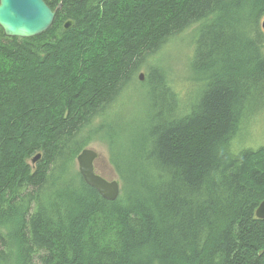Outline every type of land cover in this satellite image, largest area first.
<instances>
[{
    "label": "trees",
    "instance_id": "1",
    "mask_svg": "<svg viewBox=\"0 0 264 264\" xmlns=\"http://www.w3.org/2000/svg\"><path fill=\"white\" fill-rule=\"evenodd\" d=\"M45 1L42 34L0 27V264H264V146L231 150L264 107V0ZM180 36L184 94L159 56ZM145 82L152 110L127 123L119 101ZM98 139L114 201L76 168Z\"/></svg>",
    "mask_w": 264,
    "mask_h": 264
},
{
    "label": "rangeland",
    "instance_id": "2",
    "mask_svg": "<svg viewBox=\"0 0 264 264\" xmlns=\"http://www.w3.org/2000/svg\"><path fill=\"white\" fill-rule=\"evenodd\" d=\"M190 31L191 29L185 31L184 33L188 34ZM179 38L181 39H176L174 41L172 40L167 45L166 49L159 53V56L161 57L160 63L163 65L168 78L179 84L181 87L180 93L184 94L187 92V88L189 85H191V83H193V85L196 84L195 79L197 74L191 70L190 60L192 48L190 47L188 40L184 39L186 37L180 36ZM148 72L149 71L147 68H143V70L140 72L145 74V77L142 81H146ZM204 86L206 85L201 86L200 92L203 90ZM153 87L155 86L146 82L143 84L136 83L131 84L128 89L124 91V94L119 101V110L123 111V116L130 114L127 123H130L145 115L144 112L138 113L139 111L147 112L152 110L151 107L154 94ZM200 92L195 95V100L198 98ZM155 93L162 95L163 90L155 89ZM175 101H177V99H172V102ZM177 102L179 103V101ZM246 121V129L241 135L239 134V137H235L232 141L231 150L234 153H237L238 151L245 148L256 150L261 146H264V107L262 111H257L256 113L250 114L246 118ZM88 147H91L98 152V157L95 161L97 172L108 179L118 178L116 169L110 161L111 141L98 139L92 142ZM76 168L79 170L78 161Z\"/></svg>",
    "mask_w": 264,
    "mask_h": 264
},
{
    "label": "water",
    "instance_id": "3",
    "mask_svg": "<svg viewBox=\"0 0 264 264\" xmlns=\"http://www.w3.org/2000/svg\"><path fill=\"white\" fill-rule=\"evenodd\" d=\"M54 11L45 0H0V27L8 36L35 37L51 27L54 22ZM74 25L72 20L66 21L64 26L69 28ZM264 29V20L262 21ZM144 79V74H140ZM98 152L86 147L77 157L79 171L85 182L94 187L103 198L114 201L121 193V184L117 178L108 179L96 171L95 161ZM41 159L37 153L32 159L36 163ZM256 216L264 219V200L257 208Z\"/></svg>",
    "mask_w": 264,
    "mask_h": 264
},
{
    "label": "bare ground",
    "instance_id": "4",
    "mask_svg": "<svg viewBox=\"0 0 264 264\" xmlns=\"http://www.w3.org/2000/svg\"><path fill=\"white\" fill-rule=\"evenodd\" d=\"M57 19H58V18H57ZM59 19H60V18H59ZM68 21H69V20H68ZM45 39H46V38H45ZM10 46H11V45H10ZM1 145H2V144H1ZM43 159H44V158H43ZM251 163H252V162H251ZM13 212H14V211H13ZM21 213H22V212H21ZM21 213H20V214H21ZM13 214H14V213H13ZM28 215H29V214H28ZM40 218H41V217H40ZM9 232H10V231H9ZM34 256H35V255H34ZM26 259H27V258H26ZM21 264H22V263H21Z\"/></svg>",
    "mask_w": 264,
    "mask_h": 264
}]
</instances>
